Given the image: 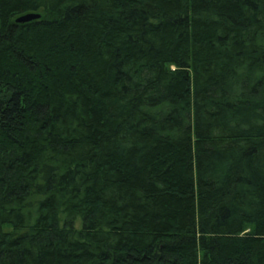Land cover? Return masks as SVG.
<instances>
[{
  "label": "trees",
  "instance_id": "1",
  "mask_svg": "<svg viewBox=\"0 0 264 264\" xmlns=\"http://www.w3.org/2000/svg\"><path fill=\"white\" fill-rule=\"evenodd\" d=\"M0 264H264V0H0Z\"/></svg>",
  "mask_w": 264,
  "mask_h": 264
},
{
  "label": "water",
  "instance_id": "2",
  "mask_svg": "<svg viewBox=\"0 0 264 264\" xmlns=\"http://www.w3.org/2000/svg\"><path fill=\"white\" fill-rule=\"evenodd\" d=\"M40 18V15H34V14H27L25 16L20 17L17 21L18 22H27L33 19H38Z\"/></svg>",
  "mask_w": 264,
  "mask_h": 264
}]
</instances>
